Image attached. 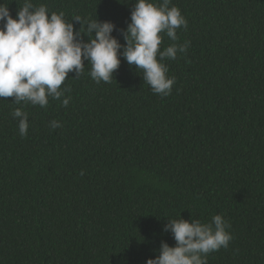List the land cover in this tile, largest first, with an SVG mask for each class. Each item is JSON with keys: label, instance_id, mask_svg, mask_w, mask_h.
<instances>
[{"label": "trees", "instance_id": "16d2710c", "mask_svg": "<svg viewBox=\"0 0 264 264\" xmlns=\"http://www.w3.org/2000/svg\"><path fill=\"white\" fill-rule=\"evenodd\" d=\"M31 2L64 12L87 42L83 21L126 30L136 0ZM0 3L15 19L24 0ZM173 5L188 27L160 50L190 46L164 61L169 96L121 56L108 83L85 61L61 85L71 91L44 108L0 98V264H146L161 242L175 246L168 220L215 215L233 238L208 264H264V0ZM17 108L29 116L23 137Z\"/></svg>", "mask_w": 264, "mask_h": 264}, {"label": "clouds", "instance_id": "9594fccd", "mask_svg": "<svg viewBox=\"0 0 264 264\" xmlns=\"http://www.w3.org/2000/svg\"><path fill=\"white\" fill-rule=\"evenodd\" d=\"M170 4L171 0H136L126 30H117L109 21H83L88 33L85 42L81 28L76 31L62 11L50 13L46 5L37 7L31 0H24L14 19L8 5L0 3V98L14 97L15 104L24 102L44 108L49 98L59 100L71 91L61 85L70 72L78 78L85 61L91 64L90 76L96 83H108L120 66L121 56L130 66L143 71V80L153 94L169 96L175 77L167 75L169 69L164 61L177 59V53L186 54L190 46L186 41L160 50L164 35L176 41L177 29L188 27L180 9ZM74 20L82 25L81 17ZM114 30L123 36L125 45L112 35ZM70 98L63 99L64 107ZM12 116L19 121V134L26 136L28 113L17 108ZM49 126L56 129L61 124L53 120ZM230 227L222 215L213 216L207 223L181 217L168 220L163 231L172 234L175 246L161 242L159 255L147 259L146 264H208L210 253L228 248L233 238L227 231Z\"/></svg>", "mask_w": 264, "mask_h": 264}]
</instances>
